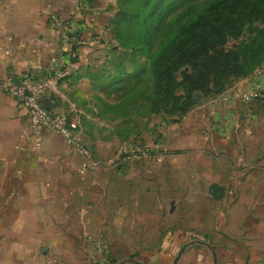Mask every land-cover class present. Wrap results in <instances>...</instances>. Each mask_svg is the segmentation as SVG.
Listing matches in <instances>:
<instances>
[{"label":"crops","instance_id":"crops-1","mask_svg":"<svg viewBox=\"0 0 264 264\" xmlns=\"http://www.w3.org/2000/svg\"><path fill=\"white\" fill-rule=\"evenodd\" d=\"M116 2L90 0L75 14L72 0H0V82L23 72L35 79L44 77L51 69V58L60 50L66 59L65 74L44 101L51 111L78 115L82 124L88 118L91 97L98 91L94 79L107 61ZM53 16L77 30L80 40L65 43ZM245 83L243 79L233 87L244 84L239 91L247 93L252 87ZM237 101L230 96L224 106L200 102L163 127L161 140L154 145L159 151L157 161L197 153L201 164L195 176L205 182L214 201L225 197L214 199L209 187L213 183L225 187L227 158L236 157L237 147L247 149L248 142L240 138H249L250 133L236 123L246 112L237 110ZM102 118L92 117L94 125H103ZM106 121L115 122L112 118ZM41 135V148L36 150L24 108L0 90V264H109L130 256L143 264H180L183 253L176 263L175 259L183 246L187 248L180 241L195 238L184 228L203 233L204 238L221 229L222 241L231 239L230 225L236 215L219 222L213 211H198L182 230L175 228L165 235L164 199L171 200V196L165 197L168 192L162 179L153 183L145 165L135 166L136 157L129 155L118 168L120 164L109 163L110 157L97 162L93 153L98 166L82 175V158L58 134L42 128ZM84 141L91 150L100 144L98 134L97 141L89 143L84 133ZM143 147L147 150L151 145ZM241 155L242 160L248 159ZM177 179L172 172L171 182L177 184ZM200 186L194 184L190 191L196 193ZM168 191L177 192V187ZM89 236L104 250L95 253L94 260ZM151 240L155 246L148 244ZM197 245V258L188 264H209L210 253L215 258L227 257L224 243Z\"/></svg>","mask_w":264,"mask_h":264},{"label":"trees","instance_id":"trees-1","mask_svg":"<svg viewBox=\"0 0 264 264\" xmlns=\"http://www.w3.org/2000/svg\"><path fill=\"white\" fill-rule=\"evenodd\" d=\"M244 34L249 39L237 50L224 48ZM110 35L132 69L113 72L110 53L120 51L115 46L108 51L94 81L100 93L116 100L102 103L103 108L118 110L137 100L146 105L147 115L172 116L176 122L264 63V0H117ZM136 258L125 261L135 264Z\"/></svg>","mask_w":264,"mask_h":264},{"label":"rangeland","instance_id":"rangeland-1","mask_svg":"<svg viewBox=\"0 0 264 264\" xmlns=\"http://www.w3.org/2000/svg\"><path fill=\"white\" fill-rule=\"evenodd\" d=\"M248 39L249 36L244 34L241 39L230 40L224 48L237 50L240 43ZM113 46L118 48L120 54L110 53L109 62H111V59L112 62L108 67L111 66L113 72L121 69L131 70L129 56L123 53L124 49L118 46L116 40L110 38L109 52ZM253 73L256 74L253 76L254 78L250 80L249 77L246 78L248 80L245 84L251 87L254 84L261 94L253 102L244 105L240 102L241 99L238 96L236 97L240 100L236 102L237 110L242 111V108H244L246 112L245 116L243 115L236 123L239 129L245 128L250 134L249 138H240L242 141L248 142L247 149L237 147L235 148L236 157L227 158V175L224 178L226 194L221 201H214L205 188V182L197 180L195 176L196 166L201 164L200 160H197V153L190 152L175 161L170 156L157 161L156 157L159 151L154 148V145L161 140L159 135L161 129L173 123L171 121L172 116L147 115L146 105L137 102V100H135L136 105L129 104L118 110L104 109L102 103L113 104L116 98L113 96L114 94L109 96L106 93H100L98 95L99 92L96 90L94 96L91 97V109L88 118L82 119L85 137L89 143L96 142L98 134L100 144L95 149L92 148L93 153L97 156V162L102 163L110 157L109 163H112V165L120 164L118 168H122L123 165L121 164L128 157L125 156L128 152V147L124 144L126 143L133 150L129 157H136L134 158L136 159L134 160L136 161L135 166L145 165L149 171V180L153 183L158 179H162L164 189L168 192L165 197L166 195L167 197L171 196V200L170 198L164 199L162 217L165 235L175 228L182 230L183 227L187 226L189 220H193L195 214H199L198 211L201 213L216 212L219 222L222 218L227 219L231 218L233 214L236 215V219L230 225L233 226V234L228 236L231 239L227 241H222V237L219 236L221 229L215 230L217 233H210L206 235L207 238H204L203 233L184 228V232L189 231L188 234H192L195 238L189 240L186 237L184 241H180L182 244L187 245L180 264H188L197 258L198 254L195 253L199 249L197 245L199 242H203L207 247L214 244H225L227 257L219 258L216 256V264H264V63ZM241 80L243 79L235 81L233 85ZM133 82L132 80L131 83L133 84ZM241 87L237 86L236 91H242ZM182 91L183 88L180 87L177 92L181 95ZM122 92L123 90H119L116 96L121 95ZM123 112L125 113L122 114ZM96 115L105 119L101 120L103 125H94L92 117ZM111 118L115 121L113 124L106 121V119L110 120ZM126 135L127 138L124 139ZM149 144L151 147L147 148L148 155L146 157L136 153V149L141 146H149ZM242 153L248 158L245 161L241 159ZM173 166L176 168L175 171H173ZM172 172L175 177L178 176L177 184L176 181L171 182ZM194 184L201 185L200 191L196 193L190 191V187ZM175 186L177 192L170 193L168 190L172 187L176 188ZM172 201L173 213L170 212ZM239 202L241 203L239 204ZM171 225H173V228H170ZM153 236L155 237V235ZM148 244L155 246L156 242L151 240ZM210 255L209 264H213V255L211 253ZM128 258L120 257L116 258L119 261H114L120 263L121 260L124 261Z\"/></svg>","mask_w":264,"mask_h":264},{"label":"built area","instance_id":"built-area-1","mask_svg":"<svg viewBox=\"0 0 264 264\" xmlns=\"http://www.w3.org/2000/svg\"><path fill=\"white\" fill-rule=\"evenodd\" d=\"M72 6L74 13L77 14L87 6V3L85 0H72ZM52 20L59 28L61 37L65 43L78 40L76 39V34H79L77 30H70L71 28H69L66 23L55 16L52 17ZM60 53V50L55 52V55L50 60L51 69L44 77L35 79L29 72H23L16 78L6 77L0 82V90L4 94L17 99L27 113L29 118V133L33 136L34 148L36 150L41 148L42 128H47L51 132L58 134L65 144L72 148L82 158L80 173L83 175L90 170L96 169L98 164L94 159L92 150L85 144L83 127L79 116L54 112L43 106L45 94L53 89L57 81L65 74L62 68L65 67L66 59H64ZM56 66L60 68L53 69V67ZM255 75L256 74L253 73L249 77V80L254 78L253 76ZM236 90L237 88L232 86L222 94L209 98L207 102L213 106H224L227 104L230 96H238L244 103L248 104L253 102L256 98H259L261 94L254 84L252 89L247 93H240ZM126 146L128 147V152L126 154L131 155L133 151L131 146ZM135 151L137 154L144 157L148 155L146 148L143 146ZM88 238L92 250L91 258L94 260L95 253L102 254L104 252L103 246L101 243L93 240L92 237L89 236Z\"/></svg>","mask_w":264,"mask_h":264},{"label":"water","instance_id":"water-1","mask_svg":"<svg viewBox=\"0 0 264 264\" xmlns=\"http://www.w3.org/2000/svg\"><path fill=\"white\" fill-rule=\"evenodd\" d=\"M43 106L49 110V106H48V103L47 101H43ZM209 192H210V195L216 199V200H220L224 197L225 195V187L224 186H219L218 184H211L210 187H209ZM171 206H172V209H173V202H171ZM172 211V210H171ZM186 246H183L180 250V252L178 253L176 259H175V263L179 260V258L181 257L182 253L184 252ZM213 258L214 260L216 259L215 258V254H213ZM135 264H143L141 262H138V261H135Z\"/></svg>","mask_w":264,"mask_h":264}]
</instances>
